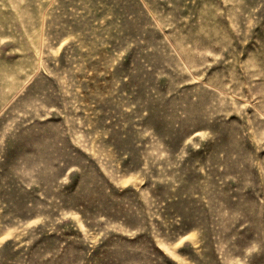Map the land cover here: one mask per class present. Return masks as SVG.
I'll use <instances>...</instances> for the list:
<instances>
[{"label":"rangeland","instance_id":"374dc122","mask_svg":"<svg viewBox=\"0 0 264 264\" xmlns=\"http://www.w3.org/2000/svg\"><path fill=\"white\" fill-rule=\"evenodd\" d=\"M0 264H264V0H0Z\"/></svg>","mask_w":264,"mask_h":264}]
</instances>
